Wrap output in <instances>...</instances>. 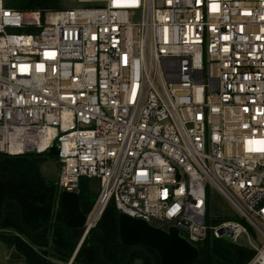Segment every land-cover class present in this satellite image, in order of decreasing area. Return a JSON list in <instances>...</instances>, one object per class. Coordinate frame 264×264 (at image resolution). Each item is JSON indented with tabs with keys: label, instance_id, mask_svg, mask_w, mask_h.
Wrapping results in <instances>:
<instances>
[{
	"label": "built area",
	"instance_id": "1",
	"mask_svg": "<svg viewBox=\"0 0 264 264\" xmlns=\"http://www.w3.org/2000/svg\"><path fill=\"white\" fill-rule=\"evenodd\" d=\"M81 2L0 0V153L56 146L59 196L100 179L66 264L110 204L264 264V0Z\"/></svg>",
	"mask_w": 264,
	"mask_h": 264
},
{
	"label": "trees",
	"instance_id": "2",
	"mask_svg": "<svg viewBox=\"0 0 264 264\" xmlns=\"http://www.w3.org/2000/svg\"><path fill=\"white\" fill-rule=\"evenodd\" d=\"M60 0H5L6 6L20 11L55 10ZM47 154H21L0 160V220L4 203L16 199L23 208L25 224L32 230H39L52 221H61V208L57 182L47 179L40 170V164ZM81 207L87 214L97 194L90 190V181L83 178L80 187ZM55 208L58 211L55 214ZM7 217L0 226V241L8 248L15 249L27 264H54L47 255L69 259L75 248L61 226H54L44 235L28 233L20 219V208L10 203ZM102 243L108 260L118 261L126 257V249L119 240L118 210L110 204L97 225L90 231L84 244ZM255 251L223 239L211 240L200 247V256L192 264H240L249 261ZM103 264L101 247L80 249L75 263Z\"/></svg>",
	"mask_w": 264,
	"mask_h": 264
},
{
	"label": "water",
	"instance_id": "3",
	"mask_svg": "<svg viewBox=\"0 0 264 264\" xmlns=\"http://www.w3.org/2000/svg\"><path fill=\"white\" fill-rule=\"evenodd\" d=\"M26 154H37L34 151H27ZM50 155H58L57 147H52L49 151ZM7 155L0 153V160H5ZM90 190L93 194H98L100 191V179L94 177L90 180ZM60 208L62 212L61 221H52L40 228L39 230L30 229L24 221L23 208L20 202L16 199H9L4 203L3 217L0 220V226L5 221L7 214L6 210L10 203H14L20 208V219L24 229L33 235H44L45 231L54 226H61L76 249L79 242L86 234L85 223L87 214L81 207L80 192L63 191L59 196ZM113 205V204H112ZM118 228L119 240L125 246L138 245L140 248H134L129 254L127 263H129L132 254L135 250H143L151 255L154 264H158L156 258L150 253L147 248L155 250L160 257V264H192L200 256V248L191 243L186 237L180 233L177 226H170L167 229L155 226L144 219L134 218L126 213H118ZM93 246L101 247V259L104 264H116L108 260L104 253L102 243L87 244L84 243L80 249H87ZM67 260V259H66ZM136 264H143L141 259L136 260Z\"/></svg>",
	"mask_w": 264,
	"mask_h": 264
},
{
	"label": "rangeland",
	"instance_id": "4",
	"mask_svg": "<svg viewBox=\"0 0 264 264\" xmlns=\"http://www.w3.org/2000/svg\"><path fill=\"white\" fill-rule=\"evenodd\" d=\"M79 3L82 4L81 0H60L59 1V8H64V7H71L78 5ZM40 170L41 173L49 180L51 181H57V175L60 170V161L58 158V155H51V156H46V160L43 161L40 164ZM57 207H60V203L57 205ZM58 208H55V214L58 211ZM231 209V202L224 198L223 196H216L213 198L212 203H211V216L215 215H221V216H227V212ZM242 241H247L246 236L242 238ZM10 249V248H8ZM14 252H17L15 249H12ZM4 252L7 253V259L4 257ZM13 252L5 249L4 245L0 243V264H25L24 262L13 260L11 257V254ZM74 253V252H73ZM72 253V255H73ZM71 255V256H72ZM47 258L49 261L53 262L54 264H66L68 260L65 259H59L57 257H52L50 255H47ZM73 264H76L75 262ZM77 264H82L81 262Z\"/></svg>",
	"mask_w": 264,
	"mask_h": 264
},
{
	"label": "flooded vegetation",
	"instance_id": "5",
	"mask_svg": "<svg viewBox=\"0 0 264 264\" xmlns=\"http://www.w3.org/2000/svg\"><path fill=\"white\" fill-rule=\"evenodd\" d=\"M134 248H140V246H138V245L129 246L126 249V257L122 260L115 261L114 263H116V264H136V260L141 259L143 261V264H154V260L151 257V255L148 254L147 252L143 251V250H140V249L139 250L137 249L134 251V253L131 256L129 263H127L128 258H129V254H130L131 250ZM147 249L156 258V260L158 261V264H160V257L158 255V253L153 249H150V248H147ZM103 264H104V262H103Z\"/></svg>",
	"mask_w": 264,
	"mask_h": 264
},
{
	"label": "crops",
	"instance_id": "6",
	"mask_svg": "<svg viewBox=\"0 0 264 264\" xmlns=\"http://www.w3.org/2000/svg\"><path fill=\"white\" fill-rule=\"evenodd\" d=\"M58 175H59V172H58ZM58 175H57V179H58ZM0 243L4 245V247H5V249L7 250V252H9V251L13 252V253L11 254V257L13 258L12 261L17 260V261H21V262H24L25 264H27V263L22 259L21 255H20L18 252H14L12 249H8L7 245H6L5 243H3L2 241H0ZM3 254H4L5 259H7V253L4 252Z\"/></svg>",
	"mask_w": 264,
	"mask_h": 264
}]
</instances>
